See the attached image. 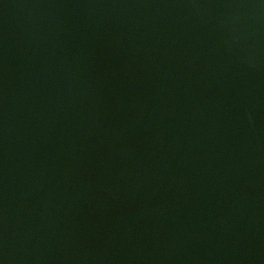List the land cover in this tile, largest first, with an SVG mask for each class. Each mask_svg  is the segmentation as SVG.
<instances>
[{"label":"water","instance_id":"water-1","mask_svg":"<svg viewBox=\"0 0 264 264\" xmlns=\"http://www.w3.org/2000/svg\"><path fill=\"white\" fill-rule=\"evenodd\" d=\"M0 264H264V0H0Z\"/></svg>","mask_w":264,"mask_h":264}]
</instances>
